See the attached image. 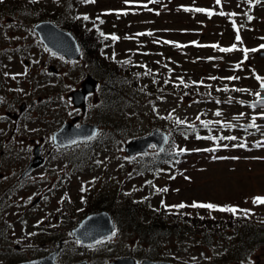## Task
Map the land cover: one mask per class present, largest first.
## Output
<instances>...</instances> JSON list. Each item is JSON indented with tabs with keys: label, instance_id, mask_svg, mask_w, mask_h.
I'll return each mask as SVG.
<instances>
[{
	"label": "rangeland",
	"instance_id": "obj_1",
	"mask_svg": "<svg viewBox=\"0 0 264 264\" xmlns=\"http://www.w3.org/2000/svg\"><path fill=\"white\" fill-rule=\"evenodd\" d=\"M70 1L0 0V42L6 45L0 43L1 52L14 57L15 66L11 74L17 71L16 79L21 83L11 89L14 95H19V99L43 96L49 102L41 108L48 107L54 111H60L62 101H65L74 112L68 95L71 86H66V81L70 85L75 82L79 85L86 73H92V67L84 56L62 60L51 56L42 44L37 45L40 56L33 53L34 49L25 55L13 53L9 48L17 41L35 38L33 22L48 18L62 25L72 13L88 19L89 16H98V20L104 18L103 26L109 27L111 33L110 38L101 36V42L106 43L103 48L106 59L114 65L115 61L127 58L133 72L161 68L165 73L162 77L169 81V92L161 93L153 104L107 107L104 111L109 113L105 116L123 123L126 130L123 138L101 148L98 146L97 156L84 160L85 170H75L78 167V147L82 143L59 150L54 155L55 160L50 159L48 165L36 168L25 187L19 190L12 188L14 192L11 195H8L9 181L17 178L23 168L18 165L30 157V153L26 149L28 154L24 151L21 155H11L9 148H19L18 144L24 141L17 138L5 141L3 146L0 138V147L7 151L0 156V193L5 192L7 197L3 204L11 203L0 209L1 225L7 229L0 237V245L12 248L19 245L18 253L32 255L33 250L41 248L44 235L61 231L55 239L59 236L63 239L58 260L85 258L92 264H98L151 247L153 254L157 252L156 248L165 249L172 259L182 264H209L205 255L209 245H204L199 237L188 232L182 236L161 237L158 245L130 232L114 230L109 238L83 245L72 236L70 229L85 214L78 213L88 208L87 201L95 191L109 196L121 192L119 200L131 195L144 206L150 204L152 210H163V205L185 203L194 213L264 215V145L256 146L251 142L250 139H256L255 134L249 131L248 140L243 143V133H237L238 147L227 141L228 148L219 151L210 150L209 141L196 134H186L182 130L169 134L177 125L181 128L189 123H192L191 128L206 132L205 122L231 135L240 122L257 125L259 135L264 131L262 109L245 103L247 99L257 97V92L264 93V57L260 55V51L264 52V3L247 20L242 8L246 6L244 0H224L222 5L217 4V0H95L92 4L66 12L71 9ZM131 7L138 9L134 11ZM54 10L63 12L64 16L56 14L52 17ZM116 12L119 13L115 16ZM235 23L238 26L235 27ZM85 25L88 24L82 27ZM25 57L28 62H25ZM50 64L57 67L58 74L48 73ZM37 75L44 77L42 81L39 82ZM187 82L201 89H214V97L203 100L195 91L181 92ZM24 83L35 91H21L26 86ZM43 86L47 89L42 90ZM235 89L239 90V95L235 94ZM224 91L226 93L222 95ZM220 94L225 96L224 101L217 98ZM97 99L95 92L87 100L89 110L86 118L90 122L97 121L101 115L96 108ZM55 115L63 117L60 113ZM164 126L170 128L165 129L169 134L167 144L170 142L180 152V167L171 170V166L176 165L174 161L157 175L140 174L135 170L142 153L127 155L125 142L130 137L156 127L163 129ZM49 131L50 128L48 142ZM19 135L26 133L22 130ZM153 151H156L155 145L148 149V152ZM24 195V201L19 203ZM26 208L29 210L25 211ZM12 216L15 217L5 219ZM4 221L10 223L4 224ZM220 248L221 242L218 241L214 252ZM259 254L253 263L264 264L261 255L264 253L259 250Z\"/></svg>",
	"mask_w": 264,
	"mask_h": 264
},
{
	"label": "trees",
	"instance_id": "obj_2",
	"mask_svg": "<svg viewBox=\"0 0 264 264\" xmlns=\"http://www.w3.org/2000/svg\"><path fill=\"white\" fill-rule=\"evenodd\" d=\"M88 0H71L70 5L73 10L89 5ZM246 7L244 16L248 20L254 16L256 9L264 3V0H245ZM51 8L45 10L48 11ZM46 14L45 12H40ZM58 14L56 10L53 15ZM49 14L51 15L52 13ZM52 15V16H53ZM60 16H64L61 12ZM51 17V16H49ZM90 19L85 16L78 17L76 14L70 16L69 19L65 18L62 26L70 29L81 46L82 55L92 67L91 71L99 80L97 87V110H100L98 120L102 125V131L90 140H87L78 147V167L75 170L86 169L87 165L83 162L87 158L97 156L98 146L110 145L113 140H120L125 135V128L123 123L118 120H111L105 115H108L104 109L107 107H115L118 105H133L139 103L140 105L153 104L159 100L161 93L169 92L167 90L168 79L163 78L162 69L151 70L145 68L143 71H131V62L127 58L124 61L119 59L115 61L114 65L106 59V54L103 50L106 43H102V37H111L110 28L103 26V20L91 21L86 27ZM130 64H127V63ZM153 66V65H152ZM181 92L195 91L199 98L207 100L214 97L212 88L201 89L199 86H194L187 82L183 85ZM232 88V87H231ZM238 89V88H237ZM235 89V94L239 95V90ZM233 89L230 90L232 93ZM226 91L222 93L225 95ZM234 93V92H233ZM221 94L217 96L219 101H224ZM257 95H264L262 92H257ZM232 96H234L232 94ZM231 97V95H230ZM105 113V114H104ZM172 126L173 124L169 122ZM206 132L199 128H191L183 126L181 129L173 128L172 131L182 130L184 133L196 134L209 141V149L212 151H219L228 148L227 141H230L233 146L236 145L237 133H243L245 143L248 132L255 134L256 139H250L256 146L264 145V131H256L257 125L253 127H235L233 134H227L226 131L214 129L211 123L205 122ZM105 125V129L104 128ZM163 129L169 130L168 126ZM252 130L254 132H252ZM262 135V136H261ZM259 138V139H258ZM169 144V145H168ZM165 146L162 151L146 152L139 155L136 170L140 174H155L157 175L161 170L168 168L175 161V164L180 163L179 151L173 148L170 142ZM74 146L70 145V147ZM99 153V152H98ZM135 167V166H134ZM74 170V171H75ZM121 192L111 193V196L105 192L97 193V191L90 194L87 201L88 208L85 211H80L78 214L86 213L89 211L98 210L101 208L108 209L115 220L117 230L130 232L131 235L142 237L149 243H160L161 237L168 236H182L191 233L199 237L204 245H209V251L205 253L209 264H252L255 257H259V250L264 245V215L253 216L248 215H235L231 212L229 215L215 216L206 213H194L185 203H173L169 206L163 205V210L158 208L142 205L139 200L131 198V195L125 196L124 200H119ZM153 196V195H152ZM150 196L149 198H153ZM86 206V207H87ZM151 209H149V208ZM168 211V212H167ZM253 216V217H252ZM125 227V230H124ZM221 242V248L214 252L217 242ZM154 247H157L154 245ZM157 252L153 254L151 247H146L142 251H132L131 254L137 253L139 257H155V258H168L172 259L165 249L161 250L156 248ZM263 253V252H262ZM263 256L264 261V254ZM174 260V259H172ZM234 263H231V262ZM201 264V262L197 263Z\"/></svg>",
	"mask_w": 264,
	"mask_h": 264
},
{
	"label": "flooded vegetation",
	"instance_id": "obj_3",
	"mask_svg": "<svg viewBox=\"0 0 264 264\" xmlns=\"http://www.w3.org/2000/svg\"><path fill=\"white\" fill-rule=\"evenodd\" d=\"M55 15L56 14L54 13L53 16ZM60 15H61V12L58 13V16ZM34 23L35 22H33L32 24V30H33ZM2 44L6 46L5 43H2ZM38 44H42L44 46L43 42L39 39V37L35 36V38L30 41H26V40L17 41L14 44V46L12 47L10 46L9 48L13 51V53H18V54L24 53L25 55H28L27 53L28 50L34 49L33 53L34 54L38 53L40 56L41 55L40 47H39V50H37ZM1 50H3V48L0 45V138H2L3 146H4L5 141H9V140L15 141L17 138H20L21 140L24 141L23 144H18L20 146L19 148H13V149L9 148V150H11V155L12 154L13 155L24 154L23 152L26 151V149L28 150V153H30V157L28 156V158L23 163L18 165V167L22 166L23 168L19 172L17 178L9 181V185H8L9 194L8 195H11L14 192L15 188L16 190H19L20 188L25 187V185L28 182L29 176L32 174V172L36 168L43 166L45 164L48 165V161L50 159L55 160L54 155L57 152V150L63 149L62 146H57L56 144L53 143V141H51V137L53 140V133L57 129H59L67 121L72 122L74 125H79L81 123L90 122V121L87 120L86 118L87 112L89 110V108L87 107V102H86V108L84 110H82L80 107L72 103L74 105L75 110L74 112H71L73 109H70L69 107H67L66 106L67 102L65 101H62V104L60 105V109H61L60 111L59 110L54 111V110H50L48 107L41 108V105L47 103L46 102L47 100L44 99L43 96H37L36 99H19V95H14V93L12 92L14 90L11 91V89H15L17 86H20L21 84L20 81L16 79L17 71L14 72V74H11V71L13 70L15 66V59L11 54L5 55V52H1ZM45 51H49L51 53V56H58L62 60L66 59L63 55L55 53L48 48H45ZM24 60L25 62H28V58L25 57ZM51 72L55 74L59 73V70L54 64H50L48 66V73H51ZM37 76L40 77L39 82L42 81V79L44 78L42 75H37ZM32 81L35 83L37 82L36 79H33ZM24 84L26 86L21 91H24V92L35 91V88H32L30 85L27 86L26 83ZM75 84L77 83L75 82L73 85H70L69 81H66V86H71V89L68 92L70 99H71V94H70L71 90L77 87H80V84L79 85L78 84L75 85ZM38 86H39V83H38ZM62 88L64 87L62 86ZM46 89L47 87L45 86L42 87V90H46ZM94 93L95 92L87 93L86 99L87 100L90 99ZM71 102H72V99H71ZM46 112H48L49 115H44V113ZM57 113L63 114V117L61 116L56 117L55 114ZM74 117H76V119H73ZM93 122L98 124L97 134H99L102 131L101 122L100 120L93 121ZM49 128H50V131H49L50 142H48V136H47ZM103 129H105V125ZM22 130L25 131L26 135H19L20 131ZM76 143H79V142H75L74 144ZM11 146H14V145L12 144ZM36 149H38L39 152H41L43 160L34 170L21 175V173L23 172L27 163L30 161ZM5 150L6 148L0 147V156L4 155L7 152ZM171 168L174 171V167H171ZM12 169H16V168H12ZM9 173L11 174V170L9 171ZM4 194L5 192L0 193V209L3 207H8L11 204V203L3 204L7 202V197H5ZM25 197L26 196L24 195L21 198V200H19V203L23 202L24 201L23 198ZM35 200L36 199H34V201ZM28 210H29L28 208L25 209V211H28ZM13 217L15 216L8 217L5 219H10ZM2 222L3 221L0 218V237L7 230L1 225ZM9 223L10 222L8 221H4V224H9ZM60 233L61 231H59L58 233L44 235L41 248L39 250L38 248L33 250L32 255L18 253L19 245H16L15 248H12V246L10 245H0V260H1L0 264H12V263L20 262L23 260L42 257L50 253L51 251L56 250V248L59 246L55 254V257H54L55 260H58V256L61 252V249L63 248V239L61 238V236H59V238L56 241L55 239H56V235H59ZM104 239H101L100 241ZM114 258H111V259H114ZM58 261L71 262L70 257L67 258L65 261L60 260L59 258Z\"/></svg>",
	"mask_w": 264,
	"mask_h": 264
},
{
	"label": "water",
	"instance_id": "obj_4",
	"mask_svg": "<svg viewBox=\"0 0 264 264\" xmlns=\"http://www.w3.org/2000/svg\"><path fill=\"white\" fill-rule=\"evenodd\" d=\"M34 29L37 31L39 38L44 42L45 46L54 52L64 55L66 58L74 59L80 55V46L74 34L67 29L59 27L49 19L38 21ZM260 54L264 57V52ZM97 79L91 74H87L81 82V87L73 89L70 94L72 102L76 106H81L85 109V95L95 89ZM247 104L258 106L262 109L264 116V96L253 99H247ZM73 119H76L74 117ZM253 123L242 122L239 126H251ZM98 131L97 123L84 122L79 125H74L72 122H65L59 129L53 133L54 143L58 145L72 144L76 141L87 140L94 136ZM168 139L165 131L159 128H153L149 132L132 137L125 144L124 149L128 155H134L138 152L148 150L150 144L154 143L156 149L160 150ZM42 161L39 150L36 149L32 160L23 170L22 174L29 172ZM115 227L114 219L109 210L103 208L96 211H91L85 214L79 222L71 228L72 236L78 239L82 244H92L112 234ZM56 250L51 251L41 258L26 260L14 264H91L86 259H81L73 262L60 263L54 260ZM264 252V245L262 246ZM100 264H182L170 259H151L143 258L137 260L132 255L117 256L112 260H108ZM237 264V263H236Z\"/></svg>",
	"mask_w": 264,
	"mask_h": 264
}]
</instances>
